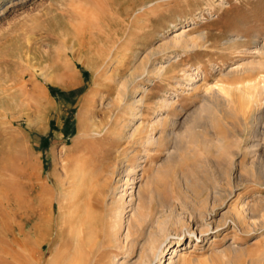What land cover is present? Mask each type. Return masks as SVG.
I'll list each match as a JSON object with an SVG mask.
<instances>
[{
    "label": "rangeland",
    "instance_id": "rangeland-1",
    "mask_svg": "<svg viewBox=\"0 0 264 264\" xmlns=\"http://www.w3.org/2000/svg\"><path fill=\"white\" fill-rule=\"evenodd\" d=\"M181 31L183 42L177 37ZM261 40L264 0H0V136L9 135L21 169L38 174L40 182L49 187L54 183L53 174L62 178L79 159L78 165L99 168L114 152L109 137L127 133L132 121L133 126L140 123L134 140L123 141L124 166L134 180L121 186L119 194L126 187L127 200L130 191L143 185L152 204L148 210L138 207L137 211L145 213L147 219L169 222V227L164 226L171 233L184 226L195 230L191 236L185 232L179 242L170 235L161 259L155 258L153 264L166 263L172 246L183 252L184 263L178 264H264V116L255 119L258 106L246 108L248 100L241 91L231 88L229 107L223 112H206L191 131L194 137L238 139L234 150L239 152L233 159L241 165L240 174L231 169L221 177L213 168L183 174L180 167L177 172L168 171L162 179L165 185L161 180H150L165 150L171 149L175 140L189 137L188 131L178 134L180 125L201 103L204 91L218 85L229 87L230 81L237 80L239 75L234 74L240 73L224 75L229 68L264 59L253 49ZM131 73L135 75L129 80ZM119 86L126 87L125 99L134 90L137 98L141 96L142 102L136 105L140 116L133 119L125 104L115 108L106 126L110 131L90 137L89 142L88 136L78 133L79 125L91 115L100 117ZM253 129L259 132V146L251 142ZM157 136L162 140L159 146L152 149L151 144H141ZM254 162L255 175L243 169ZM5 177L9 190L0 197V244L17 249L15 239L32 235V201L20 176L7 171ZM147 181L152 182L146 186ZM209 182L217 186L221 196L219 200L209 198L207 212L196 220L191 202L204 196L202 188L207 190ZM157 194L165 201L171 196L175 206L170 219L155 212ZM237 207L245 212L239 226L232 223L231 208ZM127 209L116 229L124 245L133 240L128 236ZM211 220L228 221L229 226L218 233L212 228L202 239L199 228ZM225 238L232 240V248L214 253L224 247ZM55 239L54 234L52 244L33 246L43 262L53 254ZM121 251L110 264L124 258ZM109 257L107 254L105 259ZM137 259L134 254L125 263Z\"/></svg>",
    "mask_w": 264,
    "mask_h": 264
},
{
    "label": "bare ground",
    "instance_id": "bare-ground-1",
    "mask_svg": "<svg viewBox=\"0 0 264 264\" xmlns=\"http://www.w3.org/2000/svg\"><path fill=\"white\" fill-rule=\"evenodd\" d=\"M177 34L179 41L183 42L185 35L184 32L181 31ZM200 35H202V33H200ZM254 45V51L258 52L259 56L264 58V40H261ZM72 46H70L69 49L73 50ZM244 64H237L225 72L224 75L240 73L234 74V76L239 75V78H237V80L234 79L230 81L228 83L229 87L218 85L217 87H213L210 90L207 89L204 91L201 103L198 105V107L194 108L191 113L192 115L190 113L186 114L181 123L182 125H180L182 131L180 133L178 132V134L183 135L186 131H188L189 137L185 138V140H175L171 146V149L168 148L165 150V157L159 163L158 167L152 171L150 180L155 181L158 179L162 182V179L165 178L168 171L171 172L170 170H175V172H177L179 171L180 167L183 168L181 170L183 174L189 172L193 173L199 170L203 172H209L210 169L212 170V168L213 170L219 172L218 174L220 175L223 172H229L231 169H238V174L241 173L239 170L242 169L241 165L236 163V161H234L235 159H233L239 152L234 150V148L237 149L238 139L226 141L219 137H194L191 131L193 124L197 122L198 119L201 118L206 112H210L212 110H217L219 112L229 107L233 99H231V96L228 97L227 95L229 94V91H233L231 90L233 87L234 91H241L244 95V98L246 97L245 99L248 100V105L245 106L246 108L250 109V106L253 105L258 106V108H256V116H254L256 117L255 119H261L264 116V59L259 61L257 64L253 63L250 65L247 62L245 65ZM134 75L135 74L133 73L129 74L130 78L128 79H132ZM120 86L116 91V96L110 97L107 100L105 106H103L105 109L102 111L100 117L95 118L91 115L86 119L85 122H82L79 125L78 133L88 136L87 138H89V142L90 137L96 138L97 135H99L102 131L107 130L106 128L110 123L108 117L109 115L111 116V112L115 108H119L121 105L125 104L126 108L130 112L129 115L133 119L140 116L138 114L136 105L142 102L141 96L137 98L136 90H134L132 96H130L128 99H125L127 95L126 87L121 88ZM227 113L231 112L227 111L226 114ZM161 120H163L162 117L158 119L159 122H161ZM133 124L134 121H132L130 126H128V129L126 128L128 130L127 133L115 134L116 137L114 136V139L109 137L111 144L110 146H112L113 149H111L114 152L110 156L111 158H108V161H103V165L100 167L98 166L99 168H90L89 165L88 167H85V163H82L85 166L77 164L80 160L79 159L78 162L75 163L77 165L74 164L72 168L65 171L62 178H58L55 176V174H53L51 180H53L54 183L49 187L40 182L38 174H32L27 171L26 168L25 170L21 169V167L18 165V162H20L18 154L15 149L11 148L9 144L11 142L8 139L9 135L8 138L3 135L0 136V197L5 195L9 190V186L4 179L7 171L13 172L14 174L20 176L23 179L22 187L25 189L32 201L31 214L35 220V223L30 229L32 235L28 233L25 234L23 238L21 237V239H15L14 243L17 249H14V246L9 248L8 246L0 244V264H110L111 262H115L117 253H119L121 250H123L121 253H123L124 258L118 264H127L125 263V260L131 259L134 254L138 255V259L135 262L131 261L128 264H153L155 258L161 259L162 253L167 247L166 240L170 235H175L177 237L175 242H179L185 232H187L190 236L195 234V230H190L188 229L189 227L185 226L184 228L181 227L180 229L177 228L175 230L173 228V233L170 232L171 229L168 232L167 228L169 226L167 224L169 222L165 224L164 222L166 221L163 219H157L155 221L152 219H147L145 217V213L137 211L138 207L142 208L143 210H148V208H151L149 207L151 197L147 194V191L144 189L145 187L143 185L136 186L134 190L130 191L129 198L127 200L124 197L126 187L124 188L125 192H123V194H119V189L121 186L132 184V181L134 180V178H130L129 174L131 171L129 172L126 170V165L124 166L123 160L126 153L124 150L125 147L123 145L125 143L124 140H134L135 135L138 134L137 132L140 123H138L136 126H133ZM171 125H174L173 121L171 122ZM109 131L110 130H107V132ZM142 132H144V130ZM169 134H173V131ZM258 136V130L253 129L251 133V142H255L256 146H259V144L256 142L258 140ZM161 141L162 140L157 136L155 138L142 141L141 144L144 146L146 144H151L153 149V146H159ZM15 145L12 144V146ZM150 149L151 148L146 149L147 156H149L151 153ZM262 153L264 154V146L262 148ZM97 162L100 163V161ZM255 166H257V164L254 162L252 167L247 168L245 166L243 169L248 173L255 175ZM151 182H148L146 186H148ZM153 189H155V187ZM202 190L203 194L206 191L204 196L201 195V198L198 200L195 198L196 201L191 202L192 212L195 213L194 215H196V220L199 219L197 216H199L201 213L207 212L206 208L210 206L209 198L219 200V197L221 196L220 190L212 182L209 184L207 190L203 188ZM151 191L153 192V190ZM156 199L158 201L156 203L155 212L159 214L162 213L161 216H165L166 218L169 217L172 214L175 206L174 203H172L173 200L171 199V196L170 198L168 196V200L165 201V199L161 198L160 195L157 194ZM164 208H167L165 213ZM126 209L130 212L128 221V236L132 235L133 240L131 242L129 241L127 245H124L122 244V238H120V234H118L116 229L119 226V223L121 222L120 218ZM231 211L233 214L232 223L237 226L241 225L245 217V212H243V209H241V207H237L234 210L231 208ZM164 224L168 227L166 228ZM227 226H229L228 221L217 222L216 220H211L207 223L206 227H200L199 231L201 236L203 235L202 239H204L207 237L209 231L212 228L215 233H218ZM162 230L165 232L159 234V231L161 232ZM54 234L56 239L53 246L51 247V250L53 248V254L50 258H47L46 261L43 262L39 251L34 250L33 246L38 245L42 247L46 243L52 244V235ZM46 235H51V237L46 238ZM196 237H199V235H196ZM136 239L139 240L138 243L135 242ZM8 242L11 241L9 240ZM229 248H232V240L230 241L229 238H225L224 247L220 250H214L213 252L221 253L228 250ZM107 254L110 256L108 260L105 259ZM214 255L216 256V254ZM183 259V252L176 250V248L172 246L171 256L168 257L167 262H164L163 264H178L182 261L184 263Z\"/></svg>",
    "mask_w": 264,
    "mask_h": 264
}]
</instances>
